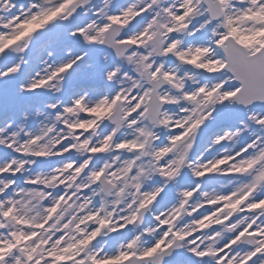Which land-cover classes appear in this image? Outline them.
Listing matches in <instances>:
<instances>
[{"label": "snow or ice", "instance_id": "snow-or-ice-1", "mask_svg": "<svg viewBox=\"0 0 264 264\" xmlns=\"http://www.w3.org/2000/svg\"><path fill=\"white\" fill-rule=\"evenodd\" d=\"M0 264H264V0H0Z\"/></svg>", "mask_w": 264, "mask_h": 264}]
</instances>
